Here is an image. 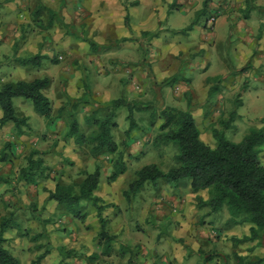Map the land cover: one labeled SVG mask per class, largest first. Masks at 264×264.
<instances>
[{"label": "rangeland", "instance_id": "1", "mask_svg": "<svg viewBox=\"0 0 264 264\" xmlns=\"http://www.w3.org/2000/svg\"><path fill=\"white\" fill-rule=\"evenodd\" d=\"M35 1L0 0V31L6 25V27L12 29L10 30L13 35L18 33V37L13 39L14 43L12 45L5 44L4 49H1L0 45V88L10 81L20 79L31 81L36 78H45L41 73L49 72L52 81L45 94L51 100L50 103L54 112L61 106L66 105L68 96L71 99L82 96L85 91L82 82L92 90L93 99L95 98L96 102L104 103L108 102L110 98L115 100L122 95H126L129 100L149 103L151 109L146 112L134 113V119L140 129L134 130L131 134L132 137L127 151L131 158L128 159L127 153H125L124 162L127 170L112 183L107 181L112 172L110 158L92 159L87 148H79L74 144L73 139H63L65 131L61 125H59L60 129L55 134H50L52 137L47 136L46 140L42 141L43 143L36 145L33 138L21 143L13 141L0 142V155L2 150H5L7 154L5 161L0 162V176L8 180V184H4L7 191H3L4 187L0 189V195L5 198L0 199V216L3 214L8 218L10 215L15 219H24L27 212L18 207L17 200L19 198L21 204H34V200H37L41 195L39 193L40 187L34 190V186L44 184L43 190L46 192L48 188H52L56 184H78L83 179L82 172L84 170L92 172L94 167L99 165L102 168L101 188L95 195L98 194L107 204L114 205L111 216L118 212L121 215L128 216V219L125 218L126 220H124V228H132L137 231L136 233H139L138 236L133 235V238L129 237V230H125L120 234L122 243H124L122 240L125 239L132 245L124 243L127 247H123L118 243H112L111 252L108 255L111 257V263L203 264L205 255L214 256L215 253H219V256L209 262L210 264H246L258 258L264 259V239L259 241L260 245L253 242L233 246L229 238L235 234L239 235V233L233 229H228L224 223L225 215L217 216L218 218L210 215L212 218H217V222L213 226L216 231H222L221 234L217 237L214 235L212 238L207 234L203 239H198L196 244L199 245L198 250L202 253H197L196 256L193 255L189 263H184L180 255L186 249L182 246L184 239L182 238L183 242L181 243L179 238L171 233L174 223L167 225L160 222V220L151 222V214L147 216V221L143 219L136 220L137 218L134 217L135 214L132 212L134 210L131 209V205L126 203L122 196V192L127 189L136 170L145 165L154 164L166 172L175 165L174 155L176 149L174 146L171 144H155L154 141L160 134L158 127L161 120L156 118L153 126L150 125V122L152 120L151 114L154 111L158 114L161 109L167 106L166 104L160 105L163 89H171V92L175 94L172 85L176 84V81L177 83H181L182 80L186 83L195 81L196 85L193 87L196 88L198 93L204 92V89L206 91V99L201 106L202 111H193V114L200 130V139L208 146L212 148L216 146L212 130H223L220 121H226L229 118V113L233 108V102L237 95L242 101V106L238 109L235 120L237 125H233L234 121L229 129L223 130L225 138L238 143L250 128L261 127L259 120L264 116V12L254 10L250 13L249 19H244L242 9L245 1L234 0L233 6H231L232 1L219 0V5L223 4L222 6L226 5V1L229 2V12L226 8L223 9V12H214L212 14V16H215L214 22H210L211 15H207L205 19H202V23L205 22V27L208 26L206 28L210 34L205 36L204 40L200 38V29H195L190 35L188 34L189 36L179 33L188 26L187 20L182 19L176 22L179 18H172V23H169L174 28H170L165 21L164 24L157 27L156 32H143L138 35L132 31L126 41L122 40L108 47L101 48L97 46V50H92L89 42L96 40L99 33L98 26L99 24L102 25L99 19L98 23L95 19L96 14L103 10L102 3L99 0H92V2L91 0H40L46 7L58 12L62 17V22L56 23L50 29L40 28L32 20L30 11L33 9ZM183 1L157 0L155 4L158 3L156 5L157 9L163 8L169 14H174L178 12L179 2ZM92 13L94 17L90 18ZM148 13V10H140L139 18L148 17ZM223 15L226 18L228 17V21L225 24L227 31L225 30L224 37L221 40L214 35L213 25L217 20H219L218 23H221L223 17H219ZM42 20L45 22L44 17ZM135 20L137 19H132V22L135 23ZM127 24L130 25L128 20ZM127 24L125 21L124 26H127ZM126 45L130 47L127 50L131 49L134 54L122 50V47H126ZM43 53H45V57L42 56L38 64L22 66L17 62L18 59L31 58ZM53 60H57V62L54 64ZM191 63H193L191 66L193 70H190L189 64ZM247 64H250L252 68H248L244 73L232 72V68L239 70ZM84 75L86 80L82 81ZM142 75L145 76L142 80L136 79ZM197 76H199L198 80H196ZM214 76H222V82L214 81L207 84L206 78ZM133 77H135L141 88L145 87L144 91L148 94L147 98L137 99L134 96L131 99L129 98L128 94L132 93L133 95L136 91L133 89L136 87L131 82ZM173 79L175 80L171 82ZM147 81L148 89H146ZM211 86L215 87L216 90L209 95ZM187 92L192 96L195 91L189 89ZM249 93L254 100L249 101L247 97ZM156 97L158 100H156ZM172 98L174 97L172 96ZM199 98L202 97L199 96ZM191 99L190 97V103ZM22 101L25 102V107L29 112H34L29 100L16 98L13 104L17 106ZM184 102L187 103V95L184 96ZM92 108L80 107L78 111L77 120L82 132L88 133L91 129L85 124L83 117L86 111L92 110ZM126 116V108L122 107L117 111L115 119L117 129L114 130V139L119 145V150L123 153L126 151V147L122 144L126 139L124 132L129 124ZM240 117H242V120H240ZM9 143L10 146L8 147ZM6 144L8 145L6 146ZM34 152H38V154L34 155L33 159L41 158L43 160L44 175H47V177L43 179L36 178L31 186L27 185L19 193H16L12 186H15V180L21 168L27 165L29 155ZM260 159L264 164V146L262 147ZM70 162L73 165H70ZM158 185L165 186L168 184L159 181ZM144 188L136 196L139 199H148L155 202L158 199L157 197L160 198L163 194L166 196V193H162L161 189L157 192L159 186L153 189L151 184H147ZM144 190L145 192L141 195ZM199 195L202 198L209 197L207 191H202ZM82 204H84L82 206L83 210L87 209L86 204L91 206L89 202H82ZM91 208L93 207L91 206ZM93 211L95 212V210ZM205 213V210L201 211L200 214V212L191 209L187 213L190 217L189 223L194 224L196 220L198 227L207 225L206 223L211 221L209 216L206 218ZM141 214V216H146L144 211ZM91 221L94 222V218ZM128 221L130 226L132 225L134 228L124 225ZM118 223L114 225V229L119 232V226L122 225L119 224L118 226ZM189 223L186 224V229L190 228ZM107 229L109 233L112 230L108 223ZM133 230L131 233H134ZM95 238L92 239L93 245L97 244ZM164 239L168 240L165 241L166 246L160 253L157 251V247L160 244L159 241L161 242ZM131 248L133 249L132 252ZM86 252L89 251L79 250L76 252L77 254L72 256L77 258L79 255V259L91 258L90 255H86ZM188 252L190 251L188 250ZM169 254H172V257H169ZM83 255L85 257H82ZM103 256L99 255L95 260L90 259L88 263L108 264L110 261L102 258ZM164 256H167L166 259H163ZM236 256H241L243 258L242 262H239ZM129 260H132V263Z\"/></svg>", "mask_w": 264, "mask_h": 264}, {"label": "trees", "instance_id": "2", "mask_svg": "<svg viewBox=\"0 0 264 264\" xmlns=\"http://www.w3.org/2000/svg\"><path fill=\"white\" fill-rule=\"evenodd\" d=\"M209 1L204 0L202 9L196 12L189 25L179 33L187 36L195 26L199 25L200 19L206 15L205 11ZM254 10L264 12V7L255 6L252 0H245L242 9L244 19H249L250 13ZM30 15L35 25L40 28L50 29L56 23L62 22L60 14L46 7L40 0L35 1ZM43 17L45 22L42 20ZM125 21L127 23V18H125ZM67 28L69 27L67 26ZM89 43L92 50H97V46L93 41ZM41 58V55H35L31 58L18 59L17 62L22 66L35 65L40 63ZM56 62L57 60H53L54 64ZM248 68H252V66L247 64L239 70L232 68V72L241 74ZM84 80H86L85 75L82 77V81ZM222 80V76H214L206 78L205 81L207 84H211L214 81L220 83ZM50 84L51 80L47 77L36 78L31 81H10L3 84L0 88V111L2 113L0 127L11 123L21 133L26 118H20L17 115L13 99L23 98L29 100L33 111L44 119L46 126L49 127L59 121L63 123L65 128L64 140L73 139L74 144L79 148H87L92 159L109 157L112 172L107 181L108 183L116 181L127 170L124 157L129 148L131 134L134 130L140 129L134 119V113L150 110V104L138 100H129L126 95H122L115 100L99 103L93 99L92 90L82 82V87L85 90L82 96L75 99L68 96L66 105L61 106L54 112L50 100L43 94V91L49 88ZM215 90L216 88L211 86L209 95ZM241 106L242 101L237 95L233 102V108L229 113V118L226 121H220L223 130L230 128V125L236 120L237 111ZM80 107H93L92 110H87L83 117L85 124L91 128L88 133L82 132L77 120ZM122 107L127 109L126 120L129 122L127 130L124 132L126 139L122 142L126 147L124 153L119 150V145L114 139V130L117 129L115 119L117 111ZM156 118L161 120V124L158 127L160 134L154 140L155 144H171L174 146L176 149L174 155L175 165L166 172L154 164H148L136 170L127 189L122 192L126 203L131 205L145 185L151 184L153 188H156L159 181L170 185L171 193L179 188L182 189L180 191L182 195L187 192L198 194L207 191L209 197L206 200L199 196L196 197L197 207L207 210L205 215L226 216L224 223L228 229H233L239 233V235L230 236L229 240L232 245L237 246L253 242L259 244V241L264 239V164L260 159L262 147L264 146V116L259 120L261 127L250 128L238 143L226 139L223 130H212L213 137L216 140L214 148L200 139V130L189 110L183 111L175 107L165 106L158 114L156 111L151 114V126L154 125ZM37 154L38 152H34L29 155L27 165L21 168L15 180V186L12 188L16 193L20 192L19 188L31 185L36 178L43 179L47 177V175H44L43 160L41 158L33 159V156ZM127 157L128 159L131 158L129 154H127ZM6 158L7 154L5 150H2L0 162L5 161ZM70 165H73V163L70 162ZM82 175L83 179L78 184H56L54 190L48 193V200L56 202L60 214H71L75 217L78 216L79 210L82 208V202L91 204L100 224L95 239L97 245L102 248L101 255L110 254L112 243L127 247L116 235L108 232L107 219L102 216L104 211L113 208L114 205L105 204L101 198L95 195L100 188L101 167L96 165L92 172L84 170ZM181 180L183 181L179 183ZM0 183L8 184V180L0 176ZM177 195L180 196L181 194ZM17 202L20 203L19 199ZM85 216L82 215L81 219H84ZM153 220L154 218L151 222ZM8 224V219H4L0 223V264H19L17 259L5 248L7 239L4 237V233L9 227ZM198 253L202 252L199 251ZM217 256H219V253H215L214 256L205 255L203 264L213 261ZM236 257L239 262H242L243 258L241 256ZM97 258V255H91V260ZM129 262L132 263V260H129ZM246 264H264V259L258 258Z\"/></svg>", "mask_w": 264, "mask_h": 264}, {"label": "crops", "instance_id": "3", "mask_svg": "<svg viewBox=\"0 0 264 264\" xmlns=\"http://www.w3.org/2000/svg\"><path fill=\"white\" fill-rule=\"evenodd\" d=\"M218 1L219 0L209 1L205 11L206 15L200 19L199 25L195 26L194 29L189 33V35L193 31H195V29H200L201 31L200 38L202 40H204L205 36L210 35L208 29L206 28L208 26L206 27L203 26L202 19H205L207 15L210 16L214 14V12H221V11L223 12V9L225 8L228 9L229 6L228 5L229 2L227 1L225 6H222L223 4L219 5ZM228 1L230 2L232 1L230 5L233 6L234 0H228ZM242 1L244 2L245 0ZM252 1L255 6L264 7V0H252ZM99 2L102 3L103 10L99 14H96L95 19H96V23H98V19H99L102 25L99 24L98 26L99 33L97 35V38L96 40H92V41L96 44V46L102 48V47H108L109 45L112 44H116L122 40L126 41L129 38V33H131L132 31L136 32V34L138 35L143 32L145 33L154 32V31L156 32L157 27L160 24H164L165 21L167 22L170 28H174L172 24L169 23V22L172 23V18H179L178 20H176V22L185 19L187 20L186 22L189 25V23L193 20L196 12L202 9L204 0H192V2L191 0L190 2H188V0H184L183 2H179L180 7L178 9V12L174 14H169L168 11L163 8L157 9L156 5L158 3L155 4L157 0L155 1L154 0H124V1L99 0ZM142 9L148 10L149 12L148 17L139 18L140 10ZM91 17L92 18L94 17L93 13L90 15V18ZM222 17L223 19L221 20V23H218L219 20H217L216 23L213 25V30L215 32L214 35L221 40L224 37L225 30L227 31V27L225 24L228 21V17L226 18L225 15H223L219 18ZM125 18H127L128 23L130 22V25L126 23L127 26H124ZM135 18L137 20H135L134 23L132 22V19ZM10 29L11 28L6 27L5 25V28L3 27L2 31H0L1 49H4L5 44L12 45L14 43L13 39L14 38L16 39L18 37V33L13 35L11 31L12 29L11 30ZM128 48L130 47L126 45V47L125 46L122 47V50L126 51L127 53L134 54V52L131 51V49L127 50ZM115 55L117 56V54ZM41 56L45 57V53H43ZM193 63L195 64V62ZM193 63L189 64L190 70H193V67H191ZM41 74H43L45 77L49 78L52 81V76L49 72L48 73L42 72ZM144 77L145 76L142 75L140 76V78H136V79L142 80ZM136 79L135 77H133L131 80L134 87H136L133 89L136 91H134L133 95L132 93L128 94L129 98L131 99L133 98V96L136 97L137 99L147 98L148 94H146V92L144 91L145 87L141 88V86L138 85V83L136 82ZM198 79L199 76H197L196 80ZM195 85H196L195 81H192L191 83L189 82L186 83L184 82V80H182L181 83H177L176 81V84L172 85L173 86L172 88L175 90V94L171 92V89L168 88L163 89V94L160 97V105L166 104L167 106L175 107L183 111L189 110L194 118L193 111H197V110L202 111L201 106L203 105L206 99L205 89L204 92L198 93L196 88L193 87ZM148 88L149 87L147 81L146 89ZM189 89L195 91L194 93H192V96H190L187 92ZM46 90L43 91V94L49 99V97L45 94ZM127 93L129 92L127 91ZM185 95H187V103L184 102ZM172 96L174 98H172ZM199 96H201L202 98H199ZM190 97L192 98L191 103H190ZM247 97L249 98V101L254 100L253 97H250V93L248 94ZM110 100L111 98L108 99V101ZM156 100H158L157 97ZM25 105L26 104L24 101L20 102V105L17 106L14 105L17 115L20 118H26L25 126L21 128L22 132L19 133L14 128L13 124L8 123L3 127H0V142L4 143V142L13 141L16 143H21V142H26L28 139L33 138L36 141L34 143L36 145L39 143H43L42 141L44 139L46 140L47 136L52 137L50 134H55L58 131V129H60L59 125L64 127L63 123L60 121L58 123L56 122L54 125H51L49 127L46 126L44 119L35 112H29V110L25 107ZM1 116L2 113L0 111V118ZM240 120H242V117H240ZM236 123L237 121H235L233 125H237ZM127 154H129V152H127ZM105 158L106 156L99 157L98 159H105ZM1 184H3V186H1ZM1 184H0L1 186L0 189L4 187L3 191H7L6 190L7 188L4 185L7 183H1ZM158 186L159 188H157V192H159V190L161 189L162 193L163 192L166 193V196L163 194L162 197L160 198L157 197L158 199H156L155 202L148 199L142 200L139 199V197H136L131 204V209L134 210L132 212H134L135 214L134 217H136L137 218L136 220L138 221L139 219L141 220L143 219L147 221V216L151 214L155 221L160 220V222H164L167 225L169 223H174V227L172 228L171 233H173L175 237L179 238L181 243L183 242L182 240L183 238L184 243H182L183 244L182 246L186 248L185 251L180 254L182 256L181 260L184 263H189V260L193 258L192 256L193 255L196 256V254L199 252L198 250L199 245L196 244V241H198V239L200 238L203 239L204 237H206L207 234L210 235L211 238L214 235L219 236L221 234V232L216 231V229L213 226L214 223H216V218H212L210 215H207L206 218L209 216L210 221L212 223L207 222L206 223L207 225H204L202 227H198L196 225L197 222L196 220L194 224L189 223L190 217L188 216L187 213L190 212L191 209L193 211L200 212V214L201 211L205 210V209H199L197 207V201L195 199L197 196L201 197L199 193L197 194V193L187 192L182 195V193L180 192L182 191V189L180 188L176 189L174 193H171L172 189L170 188V185H165V186L158 185ZM39 187H40L39 193L41 195L37 198V200H34V204L31 205L21 204V201H19L20 203L18 207L27 209L26 210L27 216L24 219H20V218L15 219L10 215L8 218L6 217V215L3 214L0 216V223L4 219L9 220V224H8L9 227L7 231L4 233V237L7 239L5 248L12 254V256L15 259H17L18 263L19 264H89L88 261L91 259L90 257L85 259H79L78 258L79 255L77 256V258L73 257L72 255L77 254L76 252H78L79 250L89 251L86 252L87 253L86 255H90V256L101 255L102 248L97 244L93 245L92 243V239L97 236L100 229V224L98 220H96V213L93 211L94 209L91 208L90 205L86 204L87 206L86 210L80 208L79 210L80 212L78 213L79 217L78 216L75 217L74 215L71 214L62 215L60 214L57 208L56 202L48 200V193L50 191H53L55 186L52 188H48V191H46L48 193H46L45 190H43L44 184L34 186L35 188L34 190L38 189ZM23 188L24 187L19 188V190ZM100 188H101V184H100ZM144 192L145 190L141 192V195H143ZM179 193L181 194L180 196L177 195ZM188 194H190L189 195L190 197L188 196ZM96 196H98V194ZM0 199H5V198L0 195ZM101 199L103 200V198ZM203 199L206 200L207 198H203ZM103 202L107 204L105 200H103ZM81 205L83 206L84 204ZM113 209L114 208L107 209L106 211H104L102 215L104 218L107 219L109 227L112 228V230H110L111 231L110 234L116 235L119 240H120V234H122L125 230H129L128 232H130V234L128 235L130 238H133V235L138 236L139 233H136L137 231L133 230L132 228L131 229L124 228L123 223L124 220L128 219V216L124 214L121 215L119 212L115 213L114 216H111L113 213V211L111 212V210ZM143 211L146 212V216H141L142 215L141 212ZM205 212L207 211L205 210ZM82 215H86L84 219H81ZM92 218H94V222L91 221ZM154 220L153 222H155ZM117 223L118 226L119 224L122 225L121 227L119 226V232L116 231V229H114L115 227L114 225ZM128 223L129 221L124 225H126L127 227L134 228V226L132 225L130 226V223L129 224ZM188 223L190 228L186 229L185 227L186 224L188 225ZM132 230L134 233H131ZM167 240L168 239L161 240V242L159 241L160 244L157 247L158 252L161 253L163 251L164 246H166L165 241ZM122 241L124 243H130L125 239H123ZM130 245H132V243H130ZM256 245H260V244H257L256 242ZM168 246H172V245H168ZM188 250L190 252H188ZM82 257L85 256L83 255ZM166 257L167 256H164L163 259H166ZM169 257H172V254H169ZM102 258L110 261L108 262V264H118V262L111 263V257H109L108 255H104Z\"/></svg>", "mask_w": 264, "mask_h": 264}, {"label": "built area", "instance_id": "4", "mask_svg": "<svg viewBox=\"0 0 264 264\" xmlns=\"http://www.w3.org/2000/svg\"><path fill=\"white\" fill-rule=\"evenodd\" d=\"M214 21H215V16L211 15L210 22H214ZM59 59H61V58H59Z\"/></svg>", "mask_w": 264, "mask_h": 264}]
</instances>
